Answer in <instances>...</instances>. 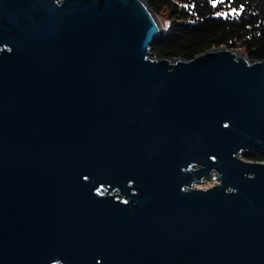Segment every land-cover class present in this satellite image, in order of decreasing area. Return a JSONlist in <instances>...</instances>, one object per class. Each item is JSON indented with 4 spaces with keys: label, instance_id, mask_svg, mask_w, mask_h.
I'll return each mask as SVG.
<instances>
[{
    "label": "water",
    "instance_id": "water-1",
    "mask_svg": "<svg viewBox=\"0 0 264 264\" xmlns=\"http://www.w3.org/2000/svg\"><path fill=\"white\" fill-rule=\"evenodd\" d=\"M163 36L145 0H0V264H264V61Z\"/></svg>",
    "mask_w": 264,
    "mask_h": 264
},
{
    "label": "trees",
    "instance_id": "trees-1",
    "mask_svg": "<svg viewBox=\"0 0 264 264\" xmlns=\"http://www.w3.org/2000/svg\"><path fill=\"white\" fill-rule=\"evenodd\" d=\"M145 2L164 27L163 38L152 47L155 59L189 61L225 48L243 53L251 62L264 61V0ZM246 159L264 162V155Z\"/></svg>",
    "mask_w": 264,
    "mask_h": 264
},
{
    "label": "rangeland",
    "instance_id": "rangeland-1",
    "mask_svg": "<svg viewBox=\"0 0 264 264\" xmlns=\"http://www.w3.org/2000/svg\"><path fill=\"white\" fill-rule=\"evenodd\" d=\"M161 22V21H160ZM164 25V24H163ZM161 26H162V24H161ZM165 27H166V24H165ZM164 28V27H163Z\"/></svg>",
    "mask_w": 264,
    "mask_h": 264
},
{
    "label": "bare ground",
    "instance_id": "bare-ground-1",
    "mask_svg": "<svg viewBox=\"0 0 264 264\" xmlns=\"http://www.w3.org/2000/svg\"><path fill=\"white\" fill-rule=\"evenodd\" d=\"M160 22V21H159ZM160 24H161V22H160ZM163 27V26H162Z\"/></svg>",
    "mask_w": 264,
    "mask_h": 264
}]
</instances>
